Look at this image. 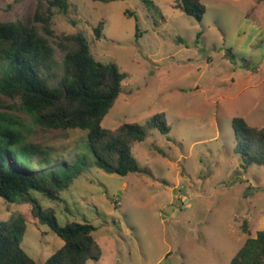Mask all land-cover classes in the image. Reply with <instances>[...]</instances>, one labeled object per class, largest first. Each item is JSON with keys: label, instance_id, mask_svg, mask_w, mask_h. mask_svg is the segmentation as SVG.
<instances>
[{"label": "rangeland", "instance_id": "obj_1", "mask_svg": "<svg viewBox=\"0 0 264 264\" xmlns=\"http://www.w3.org/2000/svg\"><path fill=\"white\" fill-rule=\"evenodd\" d=\"M201 1V21L177 0H69L68 13L55 9L56 35L84 33L94 56L127 73L102 124H147L160 113L171 126L169 133L151 128L133 147L142 172L110 173L91 156L60 199L32 191L62 225L97 226L101 256L86 264H230L264 230V165H249L236 151L232 123L242 116L264 126V0ZM37 6L0 0V17H25ZM29 122L27 144L58 164L87 152L86 131ZM17 214L27 220L23 248L43 264L64 240L33 215L30 202L0 196V221Z\"/></svg>", "mask_w": 264, "mask_h": 264}, {"label": "trees", "instance_id": "obj_2", "mask_svg": "<svg viewBox=\"0 0 264 264\" xmlns=\"http://www.w3.org/2000/svg\"><path fill=\"white\" fill-rule=\"evenodd\" d=\"M177 7L199 21L206 12L201 0H177ZM69 8V0H38L37 9L25 17H0V196L10 202H30L33 215L64 240L43 264H86L98 260L102 250L93 234L95 224L71 221L62 225L55 211L44 208L32 191L60 199V191L89 166L91 156L94 165L110 173L142 172L133 147L153 127L164 133L171 130L160 113L147 124L125 122L117 128L102 124L123 91L127 73L115 62L94 56L84 33L56 35L52 28L55 9L68 13ZM101 24L95 28L97 38ZM8 99L14 101L7 105L11 111L3 106ZM29 121L48 129L86 131L87 152L58 164V159L27 144L24 127ZM232 123L236 151L249 165H264V126H253L242 116H235ZM243 227L249 230L247 222ZM26 230L22 214L0 221V264H40L22 246ZM230 264H264V230L249 236Z\"/></svg>", "mask_w": 264, "mask_h": 264}]
</instances>
